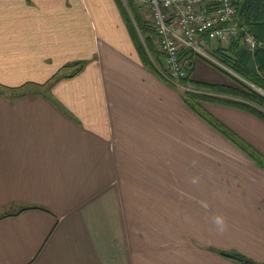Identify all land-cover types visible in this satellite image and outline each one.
Instances as JSON below:
<instances>
[{
  "label": "crops",
  "instance_id": "crops-1",
  "mask_svg": "<svg viewBox=\"0 0 264 264\" xmlns=\"http://www.w3.org/2000/svg\"><path fill=\"white\" fill-rule=\"evenodd\" d=\"M125 13L0 0V264L264 263V121L202 104L256 160L143 64Z\"/></svg>",
  "mask_w": 264,
  "mask_h": 264
},
{
  "label": "trees",
  "instance_id": "trees-1",
  "mask_svg": "<svg viewBox=\"0 0 264 264\" xmlns=\"http://www.w3.org/2000/svg\"><path fill=\"white\" fill-rule=\"evenodd\" d=\"M241 1L242 0H238L236 3L237 8L233 23H235L238 28H243L245 31L251 33L257 41L261 42V45L252 52L247 50L242 41L243 32L240 31L236 39L228 44V46H218L213 49L212 55L243 80L230 75L226 71L202 59L207 64L227 75L230 80L228 84H215L195 80L191 77L193 72L192 67L189 68L186 77L178 80L171 78L167 74L165 66L161 63L163 56L158 50L157 43L150 37H147L148 43L146 42L144 45L139 38L133 21L126 13L125 15L127 26L130 29L133 42L143 64L159 77L163 78L167 83L178 87L181 91V97L187 106L209 124L213 125L219 132L230 138L237 146L251 155V157L258 160L260 156L256 152L207 113L202 105L203 103H220L248 111L264 121V97L256 93L255 90L246 83L248 82L264 90V0H248L246 9L242 13L240 19L237 20V10ZM134 19L137 21V27L141 32H148L147 30L149 28H147L145 21L140 15H136ZM150 34L153 35L152 32H150ZM189 56L190 58L192 57V55ZM157 60H159V64ZM77 65H80V63ZM189 82L192 84L191 87L187 85ZM220 254L244 264H255L240 254L225 252H221Z\"/></svg>",
  "mask_w": 264,
  "mask_h": 264
},
{
  "label": "built area",
  "instance_id": "built-area-1",
  "mask_svg": "<svg viewBox=\"0 0 264 264\" xmlns=\"http://www.w3.org/2000/svg\"><path fill=\"white\" fill-rule=\"evenodd\" d=\"M140 1L149 9L148 27L171 78L187 76L192 55L243 80L212 55L213 49L230 44L240 31L247 50L252 52L261 45L251 33L233 23L238 0Z\"/></svg>",
  "mask_w": 264,
  "mask_h": 264
},
{
  "label": "rangeland",
  "instance_id": "rangeland-1",
  "mask_svg": "<svg viewBox=\"0 0 264 264\" xmlns=\"http://www.w3.org/2000/svg\"><path fill=\"white\" fill-rule=\"evenodd\" d=\"M121 1H122V5H123L125 11L127 12V15L131 18V20L133 21V23H134V25H135V27L137 29V33L139 35V38H140L141 42H143L144 45H145L146 42L148 43L147 37H150L153 40V37L150 34V32H151L150 29H148L149 31L147 30L148 32H146V33L145 32H141L138 29V27H137L138 26L136 24L137 21L134 19V17H136V15H139L138 13L140 12L143 15V18L146 19V21H147L146 26H147V28H149L148 27V23H149V20H150L149 9L146 6H144V5H143L144 8H141V9L137 8V6L139 4L142 5L141 1H139V0H121ZM226 46H228V44H224V47H226ZM157 62L159 64V60H157ZM211 69L212 70H209V68H206V67L202 68L200 66L195 65L194 73L192 74L191 77H193L195 80L204 81V82H208V83H211L209 81L211 79H215V78L224 77V78L228 79L227 76L224 73H222V72H220V71H218L216 69L214 70L213 68H211ZM228 83H230V80H228L227 83H223V84H228ZM187 85L189 87L192 86V84L190 82L187 83ZM28 86L29 85H27L25 87H28ZM253 89L255 90L256 93H258V94H260L261 96L264 97V90L263 89H261L259 87H256V86Z\"/></svg>",
  "mask_w": 264,
  "mask_h": 264
},
{
  "label": "water",
  "instance_id": "water-1",
  "mask_svg": "<svg viewBox=\"0 0 264 264\" xmlns=\"http://www.w3.org/2000/svg\"><path fill=\"white\" fill-rule=\"evenodd\" d=\"M248 5V0H242L239 7H238V10H237V15H236V19L239 20L242 13L244 12V10L246 9ZM264 264V263H262Z\"/></svg>",
  "mask_w": 264,
  "mask_h": 264
},
{
  "label": "clouds",
  "instance_id": "clouds-1",
  "mask_svg": "<svg viewBox=\"0 0 264 264\" xmlns=\"http://www.w3.org/2000/svg\"><path fill=\"white\" fill-rule=\"evenodd\" d=\"M215 223L218 224V225H222L223 221L220 218H217L215 220Z\"/></svg>",
  "mask_w": 264,
  "mask_h": 264
}]
</instances>
